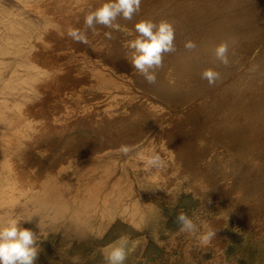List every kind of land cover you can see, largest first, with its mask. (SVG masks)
I'll return each instance as SVG.
<instances>
[{
    "label": "rangeland",
    "instance_id": "374dc122",
    "mask_svg": "<svg viewBox=\"0 0 264 264\" xmlns=\"http://www.w3.org/2000/svg\"><path fill=\"white\" fill-rule=\"evenodd\" d=\"M104 2L0 0V225L37 234V264H105L121 236L125 264L164 250L188 264H264V220L241 215L264 193V0H143L132 21L72 41L68 28ZM141 19L176 29L154 85L130 67ZM222 41L231 67L215 59ZM206 68L221 73L215 86ZM152 152L163 169L145 168ZM180 212L216 238L179 231Z\"/></svg>",
    "mask_w": 264,
    "mask_h": 264
},
{
    "label": "clouds",
    "instance_id": "9594fccd",
    "mask_svg": "<svg viewBox=\"0 0 264 264\" xmlns=\"http://www.w3.org/2000/svg\"><path fill=\"white\" fill-rule=\"evenodd\" d=\"M142 3L143 0H105L101 6L86 14L83 29L69 27L67 35L77 43L87 44L88 30L95 31L97 25L105 28L118 27V19L132 21L140 13ZM134 27L136 38L128 42V47L132 49L130 67L136 70L147 84L154 85L158 71L164 66L165 56L177 51L176 29L167 19H141ZM105 36L112 39L111 32H106ZM183 46L186 51L191 52L196 49L197 44L194 40L187 39ZM213 51L215 59L221 65L226 68L232 66L227 41L220 42ZM200 78L207 81L209 86H215L221 79V73L214 68H206L200 73ZM117 151L127 156L131 146L121 144ZM141 159L149 171L166 166L165 160L158 152L141 156ZM208 202L211 203L210 200ZM25 221L31 222L32 219ZM174 222L179 225V231L194 236L200 245L209 244L217 236L218 230L211 228L201 233L194 219L184 212L178 213ZM41 241L33 230L21 227L20 221L9 219L5 225H0V264H37L43 251ZM103 258L105 264H125L128 259V238L121 236L109 245L103 253Z\"/></svg>",
    "mask_w": 264,
    "mask_h": 264
},
{
    "label": "bare ground",
    "instance_id": "6f19581e",
    "mask_svg": "<svg viewBox=\"0 0 264 264\" xmlns=\"http://www.w3.org/2000/svg\"><path fill=\"white\" fill-rule=\"evenodd\" d=\"M186 8H187V6H186ZM185 9V8H184ZM188 9V8H187ZM73 41V40H72ZM57 87V86H56ZM213 116V115H212ZM223 125V124H222ZM214 126V125H213ZM247 139V138H246ZM244 140H245V138H244ZM240 141V140H239ZM113 145V144H112ZM239 145V144H238ZM111 146V145H110ZM234 146H235V144H234ZM233 146V147H234ZM244 149V146H242V147H237V152L243 157V159H244V161L245 160H247L248 161V159H251L250 161H251V163L254 165V164H261L262 165V162L263 161H261V159H260V157H259V154L258 155H252V154H254V153H252V154H249V155H245L244 154V152L245 151H243V149ZM246 148V147H245ZM247 150V149H246ZM249 153V152H248ZM250 161H249V163H250ZM245 163V162H244ZM1 164H3V163H1ZM243 164V163H242ZM242 164H240V166L237 168L238 170L234 173L233 172V174H231L230 176L231 177H238V174H239V172L240 171H244L246 168L244 167V165H242ZM251 166V165H250ZM257 166V165H256ZM258 167V166H257ZM251 168V167H250ZM261 168V167H260ZM260 168H256V169H260ZM248 170H249V168H248ZM254 171H256L257 172V170H254ZM260 171H263V170H261L260 169ZM260 171H258L259 173H260ZM257 172V173H258ZM262 173V172H261ZM263 177V176H262ZM264 178V177H263ZM45 181V180H44ZM44 183V182H43ZM48 183V182H47ZM53 183V182H52ZM262 183H264V182H262ZM258 184V183H257ZM256 184V185H257ZM260 184V183H259ZM47 185V184H46ZM256 185H254V187L256 186ZM252 187V186H251ZM250 187V188H251ZM253 187V188H254ZM259 187V186H258ZM263 187H264V185H263ZM257 188V187H256ZM259 189H261L260 187H259ZM252 190V189H251ZM262 190H264V189H262ZM262 190H260V191H262ZM249 191V190H248ZM247 191V192H248ZM263 192V191H262ZM253 193H255V192H253ZM256 193H257V191H256ZM259 193V192H258ZM261 194V195H260ZM253 195V194H252ZM256 195V194H255ZM255 197H253V199H254ZM249 200V199H248ZM240 201V200H239ZM246 202L247 201H245V204H246ZM242 203H244V202H242ZM247 203H249V201L247 202ZM251 203V202H250ZM248 205V204H247ZM251 205V204H250ZM253 207H255V208H252V206H251V208H248V209H243V211L244 212H242L241 213V215L244 213L246 216H247V218H249V217H253V218H260L261 220H264V193H259V195L258 196H256V198H255V202L253 203ZM238 209V208H237ZM241 209V208H240ZM234 210V209H233ZM242 210V209H241ZM262 263V262H261Z\"/></svg>",
    "mask_w": 264,
    "mask_h": 264
},
{
    "label": "crops",
    "instance_id": "0c3cea01",
    "mask_svg": "<svg viewBox=\"0 0 264 264\" xmlns=\"http://www.w3.org/2000/svg\"><path fill=\"white\" fill-rule=\"evenodd\" d=\"M130 238V236H128ZM148 264H188V261L184 256H171L166 250H164L160 255H152L150 258H145Z\"/></svg>",
    "mask_w": 264,
    "mask_h": 264
}]
</instances>
